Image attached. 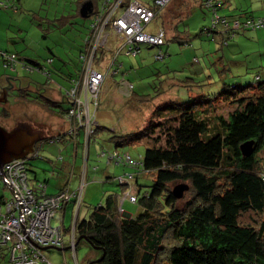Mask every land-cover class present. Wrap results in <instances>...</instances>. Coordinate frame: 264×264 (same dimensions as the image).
<instances>
[{
  "label": "trees",
  "instance_id": "obj_1",
  "mask_svg": "<svg viewBox=\"0 0 264 264\" xmlns=\"http://www.w3.org/2000/svg\"><path fill=\"white\" fill-rule=\"evenodd\" d=\"M12 1L8 0V6L0 7L18 9L15 5L16 0L13 3ZM76 1L78 2L76 10H69L68 14L54 19L62 25L68 24L75 28L79 24L76 22L77 13L87 18L85 26L82 28L78 26L79 30L84 31L83 44L78 54L82 62L80 54L81 51H85L84 40L94 37L93 15L103 11L105 0L97 5L96 0H89L95 2V6L91 9L86 8L85 4L88 0ZM130 1L122 0V5L125 6ZM183 1L182 7L168 11L164 15L165 26L169 22L173 25L170 28V35L165 37L168 27H165L166 30L159 29L152 34L161 32L162 43L145 44L161 48L169 39L180 38L176 33L175 21L182 18L180 16L182 12L184 16L188 5L196 4L195 0H190V4L189 0ZM199 1L209 9L211 15L208 26L203 27L201 33L204 32L208 39L216 41L220 48L235 43L236 36L261 30L250 27L235 28L230 24L234 20L244 21L247 18L260 16L244 10L235 14H219V10L222 9L220 0ZM166 5L160 7L154 0L146 4L155 12L151 21ZM122 9V6H119L114 16ZM171 12L178 14L173 16L169 14ZM216 15L225 18L228 21L227 25L212 24ZM242 15L244 16L241 17ZM108 25L106 29L110 30V22ZM115 36L119 39L115 46H110L117 49L123 41L118 35ZM179 43L185 44L187 40L183 39ZM140 44L135 54L131 55L139 52ZM0 50L11 53V50L1 48ZM107 52L108 49L105 47L98 48L93 66L101 65L103 54ZM121 53L116 56L118 71L114 75L121 71L122 62L118 61ZM112 57L111 55L109 59L111 60ZM162 58L164 53L160 49L155 59ZM4 59L0 57V65L10 70L4 65ZM48 59H51V62H48ZM32 61L37 66L27 61L22 62L15 57L11 70H16L19 66L25 69L24 65L32 68L33 71H40L38 61L33 59ZM45 62L51 64L52 58H47ZM263 67L259 65V68ZM44 74L49 81L50 72L44 71ZM70 76L71 74L67 76L68 81L76 78ZM125 82L126 85L131 86L129 89L133 90L132 82L123 79L120 81L121 84ZM22 90L24 98L21 100H27L25 95L28 90ZM132 94L133 91L130 95ZM205 98L204 94L198 93L197 97H192L189 102L166 101L160 104L151 116L149 124L135 132L124 129V132L116 133L115 127L109 130L114 133L109 140L114 142L115 147L102 146L97 153L99 156L103 154L107 164L128 168L114 178L121 186L120 191L117 189L105 192L103 201L93 206L86 216L80 219L76 217L73 221L75 246L79 240L85 239L90 246L101 251L100 259L98 258L96 264H264V73L255 72L253 82L245 86H238L235 83L227 85L222 95L215 99L226 101L231 106L226 117L221 114L216 115V102L212 103V100ZM65 102L68 104L67 101ZM33 103L48 109L51 114L50 105H58V102L48 99ZM68 107L60 108L58 112L64 115ZM5 114L7 115L6 112ZM102 127L97 122L93 125L92 133L85 138L86 160L90 142L95 140V132ZM78 130L75 133L67 128L65 133L69 138L75 139ZM144 138L151 143H147L139 160H133L128 151H121L117 147ZM246 142H251V151L248 154H244L241 150V145ZM111 152L118 154L112 160H108L107 156ZM31 155L22 159L28 184L33 190L40 184L43 186V193L48 195L45 191V181H39L36 187L30 185L29 166H27L30 164L27 161ZM126 155L129 156V160H126ZM141 177L152 180L149 189L142 193L138 184ZM120 179L124 181L121 182ZM173 182L177 184L171 187ZM180 184L185 185L186 188L180 196H176L174 188ZM64 189L67 188L63 187L56 193ZM185 192L189 193L188 197L184 195ZM130 195L134 197V201L129 199ZM185 197L182 206H178L180 199ZM125 200L138 202L141 210L135 214L129 213V216H125L127 215L125 211L120 213L118 206L121 207V202ZM70 201L78 206L81 205L82 198L77 205V198L72 197L62 204V208ZM79 237L82 238L78 240ZM63 241L62 233V244L59 246H63ZM59 246H47L43 249L60 248ZM0 251L7 252L10 260L9 244L0 246Z\"/></svg>",
  "mask_w": 264,
  "mask_h": 264
},
{
  "label": "rangeland",
  "instance_id": "obj_2",
  "mask_svg": "<svg viewBox=\"0 0 264 264\" xmlns=\"http://www.w3.org/2000/svg\"><path fill=\"white\" fill-rule=\"evenodd\" d=\"M133 1L144 5L152 2V0ZM195 1L196 4L191 3V5H188L184 16L181 11L182 14L180 16L182 18L175 21L176 33L179 34L180 38L169 39L161 48L141 43L140 50L136 55L121 53L118 56V61L122 62V65L120 64V73L113 74L114 76H107L100 88V97L98 99L100 106L97 119L103 127L95 132L94 136L96 138L91 141L89 147L90 159H92V156L95 158L89 161V165L103 163L101 159L103 154L99 156L97 153L102 146L106 148L115 146L114 142L109 140V137L114 134L109 131L112 127L117 129L116 133L121 129L135 132L149 124L152 119L151 116L160 107V104L171 100L189 102L192 97H197L198 93L204 94L205 99L212 100V103L216 102V115L221 114L226 117L231 106L226 101L215 99L222 95L227 85L235 83L238 86H245L253 82L255 72L261 71L264 73V67L259 68V65L264 66V28H261L262 31L259 36L262 37L257 42L243 39V41H238L236 44L231 43L230 46L220 48L216 41L208 39L204 32L201 33V29L208 26L211 15L209 9L202 5L201 1ZM233 1L235 4L240 3V7L251 9L249 11L253 12L255 16L264 15L263 0ZM190 2L189 0V4ZM183 3V0H170L165 8L147 24L145 31L153 33L159 29L166 30L165 27H168V32L165 34V37H168L171 33L170 28L173 25L169 22L165 26L164 15L168 11L182 7L181 4ZM15 5L18 9L15 7L9 9L0 7V38L14 47L20 55L18 57L23 58V61L29 62L31 59L38 61L41 70H35L33 73H22L23 69L18 67L16 70L3 68L2 71L10 76L17 73H22L20 74L21 76L28 75L32 81L37 83L38 87L46 89L47 95L50 92L54 96H60L58 97V105H50L52 114L48 115L51 119L58 117L60 108L65 109L68 106L61 99L64 88L69 86L67 76L71 74L70 77H78L80 74L82 62L78 54L81 49L80 46L83 44L82 35L84 31L82 29L79 30L78 26L81 28L85 26L87 18L77 13L76 22L79 24L75 26L76 29L68 24L67 26L62 25L58 20L54 19L68 14L69 10H76L78 7L76 0H21V3H16ZM236 11L238 10L235 9L234 12ZM223 13L227 14L224 9L219 10V14ZM169 14L176 16L178 13L171 12ZM5 28L7 29L5 30ZM7 32L12 38L6 35ZM183 39L187 40V43L180 44L179 41ZM243 43L244 45H242ZM110 49L113 50L114 48L110 46ZM160 49L164 53V58L155 59V55L158 54ZM106 55L107 53L103 54L104 65L103 69H101L102 71L105 70L107 60H109V56L106 57ZM47 58H52L51 64L45 62ZM44 71L50 72L49 81ZM122 79L132 82L134 85L133 90L121 84L120 81ZM34 90L26 91L25 97L27 101L21 100V102L19 100L23 99L24 95L19 90H13L8 102L2 103L7 115L0 116V125L6 128L7 131L13 128L17 120L36 119L37 122L42 117L35 113L36 110L39 112L40 109L31 101L38 102L45 100V98L41 96V93L35 94L36 90ZM132 91L133 94L130 95ZM64 120L66 119L64 118ZM66 122L68 129L71 125L76 126L73 122ZM27 123L30 122L27 121ZM50 139L54 140V137ZM147 143L151 142L144 138L132 144L117 147L121 151H128L133 160H139L143 156ZM94 149L95 151H93ZM93 152L94 155H91ZM62 154L65 155L64 152ZM57 156L58 154L53 155L52 159L56 160ZM41 160L39 157H34L27 161L30 164H27V166H35L34 162H38L39 166L41 165L40 168L33 170L37 172L39 180L44 174L47 175V171H44L42 166H49L48 162L44 161L42 163ZM78 161L80 163L81 160L78 159ZM116 171L118 170L116 169ZM29 174L32 175V173L28 172L30 179ZM111 180L109 178L104 183L105 189L113 191L118 189L120 191V184L114 181L110 183ZM151 183L152 180L150 178H139L140 193L149 189ZM176 184L177 182L171 183V187ZM101 188L99 183L90 185L88 194L94 195L97 202H92L88 207L89 210L103 201L106 193ZM9 195V188L0 179V202L3 201V198H9ZM184 195L188 197L189 193L185 192ZM185 200L186 197L180 199L178 206H182ZM121 203V210L118 206L120 213L125 211L135 214L141 210L138 202L133 203L125 200ZM55 217L51 220L53 225L57 223V218ZM72 224V218L67 217L64 224L65 234L61 228L65 243H63V246H59L60 248L49 247L42 249L44 255L51 264H96V261L101 256V251L90 246L85 239L79 240L75 248L72 249L71 237L74 236ZM4 253L3 256L0 254V264H12L8 259L9 254L7 252Z\"/></svg>",
  "mask_w": 264,
  "mask_h": 264
},
{
  "label": "built area",
  "instance_id": "obj_3",
  "mask_svg": "<svg viewBox=\"0 0 264 264\" xmlns=\"http://www.w3.org/2000/svg\"><path fill=\"white\" fill-rule=\"evenodd\" d=\"M154 1L158 6L163 7L170 0ZM104 3L103 11L97 12L92 18L94 37L84 40L85 51L80 54L81 72L78 77L70 79L69 86L64 89L69 107L63 117L76 124L69 127L70 132L76 133L80 129L85 138L92 133L93 125L97 123L96 109L102 83L109 74L118 71L116 56L121 52L135 54L139 43L142 42L153 45L162 43L161 32L152 34L145 31V27L155 14L153 8L133 0L125 6L122 5V0H105ZM0 6H8V0H0ZM119 6L123 9L114 16ZM109 22L110 31L123 41L120 47L113 50L110 49L108 42L109 30L106 29ZM212 22V24L225 25L228 23L225 18L218 15L213 17ZM230 24L235 28L261 29L264 28V16L247 18L244 21L234 20ZM100 47L110 50L113 56L104 71L93 66L96 50ZM0 57L5 58L6 67L13 69L15 56L12 53L0 50ZM48 62H51V59H48ZM124 85L128 89L131 87L129 84L127 86L126 82ZM117 154V152L109 153L108 160H112ZM126 160H129L128 155ZM3 173L4 177L1 176V180L9 188L10 195L0 202V246L9 244L10 260L13 264H50L43 255L42 249L62 244L61 227L53 225L51 220L60 211L62 204L70 198L76 197L77 205L79 204L82 186L77 191L64 189L54 195H45L40 184L36 190H33L28 184L21 158L7 162L3 166ZM120 181L124 180L120 179ZM129 199L134 201L131 195ZM71 247L72 249L75 247L74 236L71 237Z\"/></svg>",
  "mask_w": 264,
  "mask_h": 264
},
{
  "label": "crops",
  "instance_id": "obj_4",
  "mask_svg": "<svg viewBox=\"0 0 264 264\" xmlns=\"http://www.w3.org/2000/svg\"><path fill=\"white\" fill-rule=\"evenodd\" d=\"M14 1L15 0H13L12 3ZM101 1L102 0H96L95 1L96 5L101 3ZM220 1L222 2V5H221L222 10L224 9L227 14H235L237 12L239 13L242 10H244V11L251 10V9H245L243 7H240V3L235 4L233 0H220ZM15 2L21 3V0H18V1L16 0ZM94 3L88 0V2L85 4L86 8L91 9L93 6H95ZM235 9H237L238 11L234 12ZM251 13H253V12H251ZM6 29L7 28H5V30ZM261 31L262 30H256L254 32L249 31V32H246L245 35L236 36L234 39V42L235 43H237L238 41L241 42V41H243V39H246V41L248 40L250 42H257L258 39L260 37H262V36H259L260 35L259 33H261ZM6 35H8L9 38H12V36L9 35L8 32L6 33ZM117 39H119V38L117 36H115V34H113L109 30V33H108L109 46L110 45L115 46ZM242 45H244V43ZM0 48L18 52L17 50H15L14 47H12L9 43H5V41H3L1 38H0ZM110 52L111 51L107 52L106 57L107 56L110 57L112 55ZM18 56H19V53H18ZM106 57H105V59H106ZM109 60H107L106 66L109 64ZM32 62H34V61H32ZM32 62L29 61V63L36 65V63L34 64ZM101 62H102V64L101 65L99 64V66H97V67L98 68L101 67L100 69H103L104 62L103 61H101ZM3 68L4 67L2 65H0V90L1 91H3L2 87H4L5 83L7 85L8 80H9L11 83L14 82L16 85L20 86L21 89H26L28 91H32L35 89L36 92L38 91L37 94L41 93V96L44 97L45 99L52 100L54 102H58V97H60V96H56V95L54 96V94H52L50 92L47 95L46 89H43L42 87H38L36 85V83H34V81H32L30 79V76H28V75H22L21 76L20 75V74L25 73V72L31 73V71L29 72V71H26L25 69H23L22 73H17L16 75H13V76L11 75V77H14L15 79L8 77V80H7L5 77L10 76V75L4 74V72L2 71ZM32 73H33V71H32ZM9 88L6 89L7 92L9 90ZM64 95L65 94L63 93V95L61 97V99L63 101H65ZM5 97L7 99V94L5 95ZM6 99L4 101L2 100L0 102L1 103H7L8 100L6 101ZM22 101H25V100H22ZM20 102H21V100H20ZM35 105H37V107L40 109L39 112L36 110L35 113L39 114L40 117L41 116L42 117L40 119H38L39 121H37V122H36V119H34V120L28 119L27 121H29L30 123H33V122L40 123L41 122L42 124L49 126V129L47 130V133H48L47 136H44L42 138H38V140H36V142L33 143V145H32L33 151L31 153H28V155L32 154L31 158H34V157L38 158L39 157L40 159H42L41 160L42 163H44V161H46V162H48L49 166H42V169L44 171H47V175L44 174L42 176V178H40V180L38 179L37 172L33 171V170L36 168H40L41 165L39 166L38 162H34L35 166H33V165L29 166V172L32 173V175L29 174L30 175V179H29L30 185L32 187H36V185L39 181H45L46 182L45 191L47 194L56 193L57 191H59L63 187L70 189V190H78L80 188V186L83 185L82 191H81V198H82L81 205L79 204L78 206H76L72 201L67 202L64 205V207L62 208V210L59 211L55 215L56 216L55 218H57L56 219V221H57L56 225H59L62 228L63 233L65 234L66 229H65L64 224H65L66 218L67 217L70 219L72 218V223H73V221H75L76 217H78L79 219L83 218L89 212V209L86 205H89L92 202H95L97 200V199H95L96 197L94 195L88 194L89 189H90V185L91 184L95 185V183L96 184L99 183L100 186L102 187L101 190H103L104 192H110L111 190L105 189L106 187H104V183H106L107 179H109V178L112 179L110 183H112V181L115 182V179H114L115 176H117L118 174L124 173L125 171L128 170V168H124L122 166H112L111 164H107L106 161L104 160V158H101L103 160V163H97V164L89 165V161L94 160L95 157L92 156V159H90V153L88 152V159L87 160L85 159V157H86L85 153H87V152H85V136H84L83 131L78 130V134L76 135L77 137L75 139L69 138L65 133V131L67 130V122H66L67 120H64V117L61 113H59L58 117H53L51 119L50 117H48V115L51 114V112H49L48 109H45V108H43V106H39L36 103H35ZM99 106H100V104L98 105V108L96 109L97 110L96 111L97 122H98L97 115H98V111H99ZM3 109H4V106H3ZM3 109L1 110L2 113H0V116L6 115L5 112H3L4 111ZM120 132H124V129H121ZM58 135H60V136L58 138H56V136H58ZM53 137H54V140L50 139ZM90 144H91V142H90ZM89 147H90V145H89ZM110 148H113V147H110ZM93 151H95V149ZM62 152H64L65 155H63ZM55 154H58V156H57L56 160H53L52 157ZM91 155H94V152ZM78 159L81 160L80 163H78L79 162ZM102 166H104V167H102ZM110 166H112V168H110ZM116 169L118 171H116ZM82 182H83V184H82ZM63 243H65V242L63 241ZM66 243H68V242H66ZM0 254L3 256L4 252L0 251Z\"/></svg>",
  "mask_w": 264,
  "mask_h": 264
},
{
  "label": "water",
  "instance_id": "obj_5",
  "mask_svg": "<svg viewBox=\"0 0 264 264\" xmlns=\"http://www.w3.org/2000/svg\"><path fill=\"white\" fill-rule=\"evenodd\" d=\"M32 62V61H30ZM35 63V62H32ZM8 77L5 78L8 80ZM15 79L14 77H11ZM12 83L8 80V84L2 87L0 90V100H5L6 97V89L9 88ZM63 102V101H62ZM75 102V101H74ZM49 126L40 123H27V121H19L15 122L13 128L10 131H7L4 127L0 125V176L4 177L3 173V165L12 160L18 158H25L28 156V153L33 151V143L38 140V138H42L47 136V130ZM241 150L244 154H248L251 151V142H246L241 145ZM186 188L185 185L180 184L174 188V193L176 196H180L182 191ZM125 216H129V213ZM82 238L79 237L78 240ZM100 259V258H99Z\"/></svg>",
  "mask_w": 264,
  "mask_h": 264
},
{
  "label": "flooded vegetation",
  "instance_id": "obj_6",
  "mask_svg": "<svg viewBox=\"0 0 264 264\" xmlns=\"http://www.w3.org/2000/svg\"><path fill=\"white\" fill-rule=\"evenodd\" d=\"M11 53H12L16 58H18L20 61L23 62V60H22L21 58L18 57V52L11 51ZM19 56H20V55H19ZM23 67H24L25 69L31 71V72L33 71L32 68L26 67V66H24V65H23ZM5 85H6V83H5ZM5 85H4V86H5ZM13 90H17V91L19 90L20 93H21V91H23V90L21 89L20 86L16 85L14 82H12V85L10 86L8 92L6 93V94H7V99H6V101L9 100V98H11V97H10V94H11V92H12ZM64 99H65V95H64ZM20 100H21V99H20ZM20 100H19V101H20ZM0 101H2V100H0ZM3 101H4V100H3ZM65 101H66V100H65ZM0 104H2V103L0 102ZM2 109H3V106L0 105V111H1ZM12 160H13V159H12ZM8 162H9V161H8ZM6 163H7V162H6ZM6 163H5V164H6ZM5 164H4V165H5ZM4 165H3V166H4Z\"/></svg>",
  "mask_w": 264,
  "mask_h": 264
}]
</instances>
